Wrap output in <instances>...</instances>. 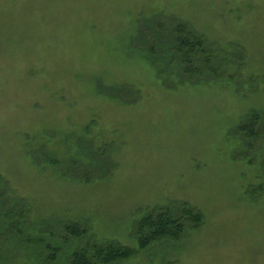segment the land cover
<instances>
[{"label": "rangeland", "instance_id": "374dc122", "mask_svg": "<svg viewBox=\"0 0 264 264\" xmlns=\"http://www.w3.org/2000/svg\"><path fill=\"white\" fill-rule=\"evenodd\" d=\"M178 21L221 49H244L246 66L230 68L242 91L170 72L162 86L143 51L172 36L151 26ZM253 110H264V0H0V176L9 186L0 210L25 201L30 224L60 223L36 236L77 244L64 231L74 222L137 248L136 222L185 202L205 215L203 228L123 264H264V199L246 195L264 184V137L250 152L237 133ZM79 137L108 146L118 165L105 164L108 179L63 181L30 156L64 161ZM14 244L4 241V264H36Z\"/></svg>", "mask_w": 264, "mask_h": 264}, {"label": "trees", "instance_id": "16d2710c", "mask_svg": "<svg viewBox=\"0 0 264 264\" xmlns=\"http://www.w3.org/2000/svg\"><path fill=\"white\" fill-rule=\"evenodd\" d=\"M149 32L153 36H163L165 33L172 35L170 42H163L161 38L155 37L157 39L155 46L143 51L165 89H170L167 84V73L170 72L179 78L181 83L188 82L195 85L204 81L229 82L233 83L237 92L243 90L237 74L230 73L232 66H246L243 48L230 44L227 49H221L216 43L198 34L193 27L181 21L170 28L157 23L150 27ZM144 38L146 43H149L148 36L145 35ZM247 81L258 84L260 78L252 77ZM119 89L122 91V88ZM118 101L125 104L122 97ZM89 130H91L90 126L85 128L86 133ZM237 133L241 136L242 145L250 151L252 141L264 137V110H253L237 129ZM75 146L70 148V151L74 149L75 153L69 154L70 156L64 161L45 158L43 152L41 157H36L34 153L30 156L39 169H52L63 181L84 185L108 179L110 172H102L105 164L111 165L113 169L118 166L106 145L96 147L94 141L79 137ZM43 148L45 146H42L41 150ZM255 150V155L262 154V150ZM243 156L245 160L248 159L245 153ZM255 160L249 158L247 161L254 165ZM81 167L84 169L81 170ZM8 188V183L0 176V198L8 193L6 192ZM246 195L253 202L263 200L264 184L250 187ZM16 202V208L7 212L0 210V256H3L4 241H10L17 247L30 251L36 264H123L156 246L163 247L168 243L179 244L185 239L188 230L198 232L205 225V215L200 210L185 202H169L154 207L135 223L132 233L136 235L137 248L125 246L114 240L101 242L91 237V228L88 225L74 222L67 223L64 231L69 238L77 240L78 243L70 241L64 243L67 246H63L61 241L56 240L54 231L45 238L39 233L36 236L37 232L45 230L47 226L55 227L56 224H60L59 222L43 220L40 223L30 224L28 203L18 200ZM18 208H21V211H16ZM6 235L7 238H4ZM4 262V259H0V264ZM162 262L168 264L167 260Z\"/></svg>", "mask_w": 264, "mask_h": 264}]
</instances>
